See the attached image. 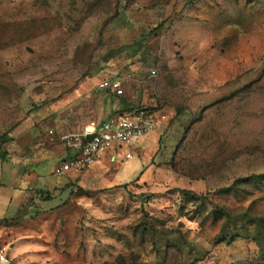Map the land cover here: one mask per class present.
Returning a JSON list of instances; mask_svg holds the SVG:
<instances>
[{
    "label": "rangeland",
    "instance_id": "rangeland-1",
    "mask_svg": "<svg viewBox=\"0 0 264 264\" xmlns=\"http://www.w3.org/2000/svg\"><path fill=\"white\" fill-rule=\"evenodd\" d=\"M139 107L164 118L131 158L35 166L72 196L0 222L12 264H264V0H0V136L52 147Z\"/></svg>",
    "mask_w": 264,
    "mask_h": 264
},
{
    "label": "built area",
    "instance_id": "built-area-1",
    "mask_svg": "<svg viewBox=\"0 0 264 264\" xmlns=\"http://www.w3.org/2000/svg\"><path fill=\"white\" fill-rule=\"evenodd\" d=\"M156 73L155 69L151 70V74ZM125 82L124 75L109 77L102 79L97 87L115 95H122ZM160 117L164 118L152 108L139 107L106 119H90L79 129H50L51 140H58L70 152L56 165L55 173L64 174L70 170L81 173L108 154L112 157L122 155L131 158L132 152L128 150L123 153V147L131 146L149 131L158 128ZM90 135L94 137L88 140ZM0 264H12V258L1 242Z\"/></svg>",
    "mask_w": 264,
    "mask_h": 264
},
{
    "label": "crops",
    "instance_id": "crops-1",
    "mask_svg": "<svg viewBox=\"0 0 264 264\" xmlns=\"http://www.w3.org/2000/svg\"><path fill=\"white\" fill-rule=\"evenodd\" d=\"M104 78L107 77L103 76L98 83ZM93 85H95V82L89 77L82 81L79 88L75 91L77 99L81 97L88 98L90 87ZM84 100L85 98H82L80 102ZM28 126L29 124L25 129ZM9 140L15 143L12 144L15 147L5 149L11 152L8 153L6 161L0 159V222H6L7 219L20 218L27 209L32 207L31 203L33 200L39 201L37 205H40L41 202L42 207L54 208L55 210L65 206L64 203L72 196L71 184L73 179L70 181L51 179L49 175H43L41 172L36 171L35 166L47 159H57L59 162L70 153L69 150L62 144L45 147L41 143L34 148L17 145V136H11ZM42 140L41 138V142ZM28 151H32L33 154H26ZM55 167L51 169V174H55ZM67 189L71 191L69 192L70 195H68ZM38 192L40 194L42 192H51L53 194L48 200L35 199ZM13 202L19 207L18 212L13 217H8L7 211Z\"/></svg>",
    "mask_w": 264,
    "mask_h": 264
},
{
    "label": "trees",
    "instance_id": "trees-1",
    "mask_svg": "<svg viewBox=\"0 0 264 264\" xmlns=\"http://www.w3.org/2000/svg\"><path fill=\"white\" fill-rule=\"evenodd\" d=\"M9 139H11V137L7 136V134H4L3 136H0V141L4 142V141H8ZM7 155L8 152L2 148L1 144H0V159L2 161H6L7 160Z\"/></svg>",
    "mask_w": 264,
    "mask_h": 264
},
{
    "label": "water",
    "instance_id": "water-1",
    "mask_svg": "<svg viewBox=\"0 0 264 264\" xmlns=\"http://www.w3.org/2000/svg\"><path fill=\"white\" fill-rule=\"evenodd\" d=\"M94 137V135H90L87 137L88 140H91Z\"/></svg>",
    "mask_w": 264,
    "mask_h": 264
}]
</instances>
